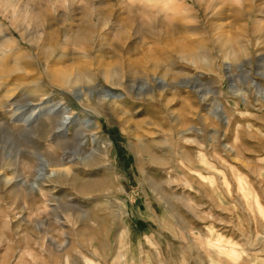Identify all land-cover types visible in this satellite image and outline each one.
<instances>
[{"label": "rangeland", "instance_id": "1", "mask_svg": "<svg viewBox=\"0 0 264 264\" xmlns=\"http://www.w3.org/2000/svg\"><path fill=\"white\" fill-rule=\"evenodd\" d=\"M2 33L0 264H264V0H0Z\"/></svg>", "mask_w": 264, "mask_h": 264}, {"label": "bare ground", "instance_id": "2", "mask_svg": "<svg viewBox=\"0 0 264 264\" xmlns=\"http://www.w3.org/2000/svg\"><path fill=\"white\" fill-rule=\"evenodd\" d=\"M97 24V21H94L93 25L95 27V25ZM121 24L124 25V27H126V25H128L127 21H122ZM91 26V27H92ZM90 27V24L88 26V28ZM90 27V28H91ZM89 28V29H90ZM88 30V29H87ZM85 32H87L85 30ZM92 32V30L90 31ZM6 33H9V32H6ZM89 34V32L87 33ZM8 35L7 34H0V46L4 45V43L7 42L8 40ZM101 40L104 39L103 35L100 36ZM99 40V39H97ZM101 44V43H100ZM102 45V44H101ZM100 45V46H101ZM223 47L227 50V53L231 52L232 51V48H233V42H223ZM86 56V55H85ZM18 57L16 56V54L13 52V51H10L8 49H4V48H0V79L4 76H9L10 74L14 73V71H16L15 69H12L11 67H8L6 66L8 63H17L18 62ZM90 65V64H89ZM6 66V67H5ZM91 67V66H90ZM110 67V66H109ZM108 67V68H109ZM86 68H78L76 71H72V70H62L60 72H58L56 74V77L58 79V81H60L62 84L64 85H72V84H75L77 82H80L82 83V81H85L86 79L89 78V74L86 72ZM116 70L114 69H110V70H107L106 74H107V80L110 78L109 76H112L115 74ZM116 75V74H115ZM109 77V78H108ZM113 79V78H111ZM88 81V80H87ZM79 85V83L77 84ZM68 87V86H67ZM39 91V90H38ZM30 92H37V90H31ZM32 93V94H33ZM35 95V94H34ZM44 97V96H43ZM36 100H42V99H36ZM35 100V101H36ZM46 100V99H45ZM38 101V102H39ZM34 105H37V104H34ZM36 107V106H35ZM46 123V122H45ZM45 123H41L40 125H38L36 128H34V131H36L37 133H41L43 134L44 133V125H46ZM56 123V120H50L48 122L49 125H52L54 124L55 125ZM98 128H95L96 132ZM21 135H15L14 136V139H13V143L15 146H27L26 143L27 142H32L34 143L33 139L31 137H29V135L27 134V132L25 131H22L21 133H19ZM26 140V141H24ZM6 141V140H5ZM36 143H37V146L40 145V140L37 139L36 140ZM57 146H76L74 141H71V142H63L61 144H57ZM25 148V150H27V147H23V149ZM70 148V147H69ZM83 165V163H81ZM2 165V163H1ZM5 165V163H3V166ZM85 165V164H84ZM51 167H60L62 166V163L61 162H57L55 161L53 164L50 165ZM9 167V166H7ZM6 167V168H7ZM87 168V167H86ZM91 167H89L90 169ZM88 169V168H87ZM4 170V169H3ZM66 172H68V170H65ZM59 176V175H58ZM4 181L6 179H3ZM8 184V183H7ZM9 185V184H8Z\"/></svg>", "mask_w": 264, "mask_h": 264}]
</instances>
